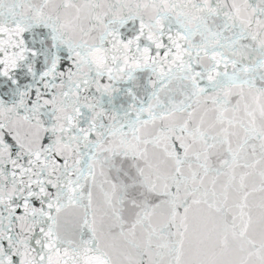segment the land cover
Segmentation results:
<instances>
[{
	"label": "snow or ice",
	"instance_id": "1",
	"mask_svg": "<svg viewBox=\"0 0 264 264\" xmlns=\"http://www.w3.org/2000/svg\"><path fill=\"white\" fill-rule=\"evenodd\" d=\"M0 264H264V0H0Z\"/></svg>",
	"mask_w": 264,
	"mask_h": 264
}]
</instances>
